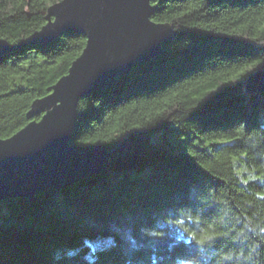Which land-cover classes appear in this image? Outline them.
I'll list each match as a JSON object with an SVG mask.
<instances>
[{"label": "trees", "instance_id": "16d2710c", "mask_svg": "<svg viewBox=\"0 0 264 264\" xmlns=\"http://www.w3.org/2000/svg\"><path fill=\"white\" fill-rule=\"evenodd\" d=\"M60 0H0L18 44ZM163 53L83 97L70 142L107 169L0 199V264H264V0H156ZM76 31L0 55V136L30 121L80 55ZM40 115L34 116L39 118Z\"/></svg>", "mask_w": 264, "mask_h": 264}, {"label": "water", "instance_id": "95a60500", "mask_svg": "<svg viewBox=\"0 0 264 264\" xmlns=\"http://www.w3.org/2000/svg\"><path fill=\"white\" fill-rule=\"evenodd\" d=\"M154 1L60 0L48 7L46 23L20 43L0 38L2 55L27 43H49L68 31L86 37L68 72L32 102L30 121L12 135L0 136V199L33 198L69 185L107 169L110 157L123 151L126 140L112 150L98 146L80 151L70 138L83 97L113 86L118 76L163 53L172 32L168 23L152 19ZM244 85L249 92L264 91V68Z\"/></svg>", "mask_w": 264, "mask_h": 264}]
</instances>
